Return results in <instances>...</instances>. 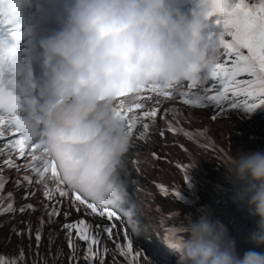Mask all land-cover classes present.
<instances>
[{"label":"clouds","instance_id":"clouds-1","mask_svg":"<svg viewBox=\"0 0 264 264\" xmlns=\"http://www.w3.org/2000/svg\"><path fill=\"white\" fill-rule=\"evenodd\" d=\"M31 0H4L8 14L23 16ZM57 28L38 41L43 77L36 94L25 98L0 89V106L20 103L19 130L41 148L38 163L99 207L124 214L138 229L122 179L129 137L113 114L120 94L135 101L140 88L194 87L207 79L217 44L205 35L212 0H194L187 13L174 0H55ZM42 18L49 12L37 5ZM22 37L34 39L36 25L24 21ZM18 55L15 42L0 39V64ZM193 100L199 99L194 96ZM227 170L234 180V200L246 203L257 220L253 247L243 254L226 227L210 212L187 225L179 264H264V150L241 147Z\"/></svg>","mask_w":264,"mask_h":264},{"label":"bare ground","instance_id":"bare-ground-1","mask_svg":"<svg viewBox=\"0 0 264 264\" xmlns=\"http://www.w3.org/2000/svg\"><path fill=\"white\" fill-rule=\"evenodd\" d=\"M253 2H258V0H253ZM224 59V53L217 52L216 60L222 61ZM206 75H210L206 73ZM212 77V76H211ZM239 78H245L241 76ZM213 79V78H212ZM211 82L207 76L206 81L195 87L194 90L197 93L204 88V90L210 89L215 83L214 80ZM184 88L183 91L188 90ZM152 95V101H142L149 106L155 104L156 101H159L157 105L160 109L157 116L154 120L150 121V130L146 138H139L138 134L143 130L142 123H139L136 130L129 136V140L133 145L131 153L129 154V162L136 161L137 166L140 168L137 171L131 172L130 166L126 163H123V173H126L123 176L124 181L128 176L134 178V186H137L142 190V196H147V204L150 205L153 218H148L145 222L148 223L150 229H154L156 224L162 225L164 219H169L173 216L174 211H179L180 207L173 204L171 201L163 199L160 197L154 190V182L158 185L160 182L165 183L163 185L165 188L172 191L184 190L183 188L190 185L192 181V175L196 173H201L203 177V187H207L210 182L216 181L221 177L229 175L227 167L230 165L231 157L235 155L238 149L241 147L245 149L252 150H264V114L256 116V119L246 118L242 114L238 113L239 110H226L223 114H219L217 110L204 108V109H195L192 108L189 104L183 103L184 96L176 94V98L173 99L171 96L169 99H164L156 94H145L144 96ZM120 100H124L125 105H130L136 101L129 100L128 97L116 100L113 106H117ZM250 103H259L257 100L249 101ZM227 109V102L223 104ZM169 110V115L162 119L161 115L164 110ZM143 109L136 110L139 115ZM174 112L180 114V125L179 127L190 131L194 134L196 139L189 138L182 133H178L180 140H177V146L173 145L172 138L174 134H170L166 139L167 144L170 145V149L173 152V158L170 161L163 160L161 165L157 168L159 161L152 160L149 156L144 154L143 149L146 151L149 149V145H152V142L159 143V135L157 131L160 129L166 120H171ZM130 115V114H129ZM216 116L213 119V116ZM148 137H151L152 142H147ZM208 142L209 146L204 147L203 143ZM214 145V147H212ZM161 147V145H158ZM164 146V145H163ZM162 146V147H163ZM183 146V147H181ZM2 154V153H1ZM1 163V162H0ZM177 165H185L188 169V182L184 179V171ZM149 169L153 171V174H149ZM25 174L19 172L17 167L5 168L0 175V179L4 181L2 186V192L12 195L21 196V199L25 198L26 193H32L28 196L24 202L28 201V204H32L33 210H26L23 213H15L8 217L0 218V255L6 259L16 258L20 255V250H23V260L18 261V264H55L53 259L50 257V248L57 245L64 246L66 240V229H63V224L73 223L79 218L71 217L69 220L64 222H52L49 221L47 212L51 209V201L45 197L46 187L41 186L33 181L32 184H28L23 178ZM12 179L10 182H8ZM154 181V182H153ZM225 190L227 194L223 195L224 203L219 206V209L224 213V217L218 218L217 212L214 210L210 211L211 219L219 221L226 228L233 227L234 229L240 228V231L244 230V234L247 236V239H250L251 233L255 231L257 220L247 209L246 203H237L234 200L236 185L234 181L226 183ZM48 189H54L52 182L48 183ZM131 188V187H130ZM161 190V189H160ZM162 191V190H161ZM184 196V195H183ZM47 209L43 204H48ZM130 204V203H129ZM196 204H193L195 206ZM133 208V207H132ZM142 213L135 216L137 222H143L145 219L146 208L141 210ZM201 214V211H196L189 215L188 222L184 225L183 229L179 231L180 236L183 240L186 238L187 225L190 220L196 219ZM43 218L44 224L40 233V240L37 242L35 237V230L41 227L40 220ZM21 220L20 224H17V221ZM139 220V221H138ZM31 224L32 232H28L27 225ZM99 225L102 226V221L99 222ZM250 225L251 229H248L246 226ZM126 228L129 232H135L130 225H126ZM126 230V229H125ZM126 230V231H127ZM164 236H166L168 229L162 228ZM73 233L76 234V231L73 230ZM120 234L121 230L119 231ZM52 234V243L49 242V236ZM135 234V233H134ZM110 239L105 232L101 231L100 239L108 248V259L104 258L103 254L100 255V244L96 245L93 248V251L97 253L96 258L92 259L91 264H100V261L103 260V264H121L117 258H112L111 255L116 247L119 245L118 240H122L119 236L111 237ZM6 243V244H5ZM133 244L136 245V242L133 241ZM248 247H253V244L249 242ZM48 248V251L46 252ZM104 249V247H103ZM87 250V245L84 244L81 254ZM68 253L65 256H61V261L66 264L68 263ZM67 256V257H66ZM66 257V258H65ZM82 260H85L82 258ZM66 262V263H65ZM145 264H153L143 258ZM80 264H83L82 262ZM89 264V262H88ZM179 264V262L177 263Z\"/></svg>","mask_w":264,"mask_h":264},{"label":"snow or ice","instance_id":"snow-or-ice-1","mask_svg":"<svg viewBox=\"0 0 264 264\" xmlns=\"http://www.w3.org/2000/svg\"><path fill=\"white\" fill-rule=\"evenodd\" d=\"M212 11L209 14V21L214 22L219 32L210 37L218 45L223 46L225 49L224 59L222 61L215 60V63L212 64L206 71L210 74L215 81L210 89L205 91L214 92V95L199 96V99L193 100L190 97L189 92L183 93L184 100L183 103L189 105H195L197 107H204L205 105L201 104V100L207 99L210 102L216 101L215 106L218 108V113L223 114L226 110H239L243 108L245 113H251L258 106H264V0H258V2H253V0H212ZM225 35L231 37L230 41L224 39ZM246 50V54H245ZM246 76L247 79H240L239 77ZM188 88L194 89L195 87L192 84L188 85ZM145 92H151L156 95L170 96V91L161 90L159 87H144L138 90L134 103L130 105H125L124 100H120L117 106H113V114L121 122V126L124 129L127 135L132 134L139 123H142L143 130L139 132V138H146L150 130V121L154 120L160 111L159 101H156L155 104L149 106L148 104L142 101H152V95L144 96L142 95ZM129 93L124 92L120 94V98L128 97ZM223 96L227 102V109L225 106L220 105L217 101L218 96ZM259 101L257 103H250L252 100ZM143 109V111L138 115L136 110ZM19 110H22V105L20 103L11 105L9 107L0 106V126H3L5 123L3 113L7 112L13 114L12 122L15 124V131L20 132L19 130V121L20 116L15 115ZM130 114V115H129ZM169 115V110L165 109L161 115L162 119H165ZM216 116H213L215 119ZM166 129H161V136L164 135L165 131L178 134L182 133L183 135L196 139L194 134L190 131L184 130L179 127L180 125V114L174 112L171 120H166ZM2 134V133H0ZM26 140L22 136L20 140H17L15 143L20 148V156H24V144ZM204 147H208L209 143L204 142ZM183 147V146H181ZM214 147V145H212ZM41 145L37 143L33 150L31 157L32 162L27 165V167L35 173L38 177L37 182H43L45 180L46 174L49 172V168H41L38 160L39 156L36 154V149L40 150ZM2 151V149H0ZM9 167H17L19 171V166L14 163L11 159L3 161ZM184 171V179L188 182V169L185 165H177ZM51 177L57 178L59 183L62 182L59 180V174L56 170L55 163L53 162L51 166ZM28 184H32L33 180L29 176L23 178ZM4 181L0 179V189H2ZM164 195H174L176 198L181 199L180 192L169 193L168 189L163 185L159 186ZM59 196H65L66 193L59 187L55 189H48L46 187L45 197L49 200L53 199L55 194ZM32 193H26L25 199L28 198ZM12 194L9 193L8 197L11 198ZM75 200L79 201L81 204H87V208L91 209L92 213H95L100 216L107 215L108 219L111 220L112 217L119 219V216L111 210L106 208L98 209L95 204L87 203V201L82 200L79 194L75 195ZM59 203V201H57ZM47 205L45 208L47 209ZM73 207H76L73 205ZM26 210H35L32 204H24L19 208L21 213ZM5 211L15 212L16 209L12 206L11 203L7 205L6 208H0V213ZM79 211V208H77ZM49 221L53 217L60 215L58 208L53 205L50 210L47 212ZM68 212H64V216L67 217ZM41 227L35 230V237L37 242L40 240V233L42 226L44 224L43 218L40 220ZM28 232H32L31 224L27 226ZM63 229H66V239L68 240L69 247L75 250L78 245L75 244L72 233L73 230L76 231V237L79 240L87 242V250L85 252L84 259L91 264L92 259L96 258L97 253L93 251V245L100 244V235L101 231L107 232L109 238L113 235V229L116 227L115 224L111 225H95V227L88 223L85 219L81 218L73 223L63 224ZM49 242L52 243V234L49 236ZM117 248H120V245H117ZM131 242L128 244V250L131 252ZM107 251V249H105ZM126 255V253H121ZM76 257H70V260L75 259ZM23 260V250H20V255L16 258L6 259L0 255V264H18V261ZM46 264V262H45ZM100 264H103V260L100 261Z\"/></svg>","mask_w":264,"mask_h":264}]
</instances>
